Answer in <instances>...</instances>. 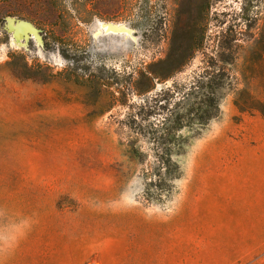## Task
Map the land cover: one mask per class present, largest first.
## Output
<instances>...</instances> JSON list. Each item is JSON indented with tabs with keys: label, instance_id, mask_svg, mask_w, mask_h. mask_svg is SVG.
Returning a JSON list of instances; mask_svg holds the SVG:
<instances>
[{
	"label": "rangeland",
	"instance_id": "rangeland-1",
	"mask_svg": "<svg viewBox=\"0 0 264 264\" xmlns=\"http://www.w3.org/2000/svg\"><path fill=\"white\" fill-rule=\"evenodd\" d=\"M249 96L264 0H0V264H264ZM209 97L216 115L188 119ZM166 133L178 178L156 161Z\"/></svg>",
	"mask_w": 264,
	"mask_h": 264
},
{
	"label": "trees",
	"instance_id": "trees-1",
	"mask_svg": "<svg viewBox=\"0 0 264 264\" xmlns=\"http://www.w3.org/2000/svg\"><path fill=\"white\" fill-rule=\"evenodd\" d=\"M208 87H211L209 84ZM200 87H202L200 85ZM185 99V98H184ZM197 103V102H196ZM234 103L238 106L241 110L247 111H257L260 115L264 117V100L254 99L252 97H247L244 100L235 99ZM194 113L190 114L188 119L193 120L194 123H198L199 125L205 124L208 120L216 115V111L218 109L217 102L213 97H209L207 99H201L197 104L196 107H191ZM210 109H213L211 112ZM185 114H177L175 116L174 121L178 123V127L183 128L182 122L185 121ZM188 117V116H187ZM164 136V137H163ZM160 138L165 140V144L159 147H156L155 150V157L156 161H158V165L161 169H164V173L167 175L169 179L171 178H178L180 176L179 166L176 161H173L172 154H181L184 148V145L181 143L174 147L168 146V141H171L173 138L172 134L166 133L162 135ZM162 142V143H164ZM160 170L154 171L153 175H159Z\"/></svg>",
	"mask_w": 264,
	"mask_h": 264
},
{
	"label": "bare ground",
	"instance_id": "bare-ground-1",
	"mask_svg": "<svg viewBox=\"0 0 264 264\" xmlns=\"http://www.w3.org/2000/svg\"><path fill=\"white\" fill-rule=\"evenodd\" d=\"M9 22V28L12 29L15 33V36L18 38L22 36L23 34H26L27 31L32 30V26L22 20L14 21L12 18L8 17ZM102 28H104L108 32L116 33V32H123L126 31L129 33L124 26L120 25V23H106L102 25Z\"/></svg>",
	"mask_w": 264,
	"mask_h": 264
}]
</instances>
